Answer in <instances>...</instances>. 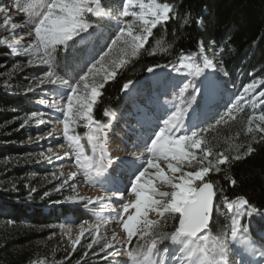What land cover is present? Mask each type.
Listing matches in <instances>:
<instances>
[{
  "label": "rangeland",
  "instance_id": "1",
  "mask_svg": "<svg viewBox=\"0 0 264 264\" xmlns=\"http://www.w3.org/2000/svg\"><path fill=\"white\" fill-rule=\"evenodd\" d=\"M14 3L15 0H0V5L7 10L9 18V22L6 24L5 13L0 12V41H4V43H0V47L6 49L8 58L18 59V63L13 66L0 65V90L20 96L32 95L31 101L36 105L37 112L31 115L28 120L37 129L33 134H28L23 141L15 144L16 148L28 149L23 155H19L11 161H8L7 158L2 159L4 164L9 163V165H7L6 171L0 176V190H9V192L15 194L23 191L24 193L39 195L36 200L39 202L44 200V205L41 206V209L45 215L50 213L52 209L57 214H61V212L67 211L66 208L89 210L93 205L96 206V209L93 210L94 218L92 222L82 221L77 223L74 216L68 214L59 217V222L52 217L49 218L50 223L41 224L33 229H30V223L27 221L20 223V227L23 230L26 229L28 232H33L38 237L36 245L42 250L43 254L34 264H53L54 261L65 260L73 256L79 249L83 252L81 259L76 261V264H137L138 261L142 264L144 256L133 254L130 257L128 253H133L132 245L142 235L146 227L157 221L161 216L145 202L144 195L149 194L148 192L140 195L139 212L137 211L134 206L137 202L132 203V200L137 198L133 185L150 180L152 185L151 192L157 193L152 195V199L160 201L161 204H166L171 200V192L173 191L167 180L171 179L173 183H177L181 172L194 173L203 166L197 158L202 154L198 150H193L196 154V159L192 160L191 163L188 160L183 161L180 165V171L176 173H173L169 168V161L163 158L154 162L156 168H153V170L148 168L147 161L150 158V154L148 153L145 156L147 151L144 145L148 144L150 146L151 143L142 142V139L145 136L149 139L151 123L148 120L144 121L146 118L144 116H149L153 113L154 116H150L156 121L155 112L161 113L160 120H157L156 130L164 126L162 125L164 120L173 121L172 118L174 116L178 117V120L183 123V131H178L176 138L185 133L190 136L192 130L199 132L201 128L210 125L212 120L224 114L227 108L232 107L236 103V97L242 89L255 81L256 84L253 91L246 94L247 103L242 109H237L235 112V119L239 118L238 124L241 127H245V133H250L248 128L252 127L254 131L250 134H255L259 132L256 129L262 123L258 118L264 115V101H261L259 97V93L264 92V86L260 83V80L252 79L251 74L247 76L239 74L238 78L230 77V79L225 80L223 74L217 72L219 77H215V95L219 97V100L209 106L201 98L198 91L199 88H204L205 79L196 74L195 67L198 65L202 71L211 73L212 69H204L205 59L211 61L216 69L221 66L218 62V52L200 50L198 53H182L174 62L152 68V72L147 71L144 80L128 84V91L123 88L122 98L125 101L126 109L119 113L111 112L107 125H89L86 120L79 116L74 118L71 112H69L66 119L64 113L68 111L69 103L67 96L72 93L70 89L62 85L41 83L45 78V73L49 71V67L40 62L44 58L42 50L31 53L26 51L28 44L31 43L32 37H34V31L29 26H26V15L16 11ZM140 3L147 4L149 0H103L104 10L113 16L111 24L104 30L106 39L114 37L117 33V19L121 21V27L127 23L132 24L137 33L141 31L142 22L137 17L120 15L124 11L125 4H128L130 13H139L141 11ZM85 19L96 22V17L88 14L85 15ZM164 23L166 22H161L156 27ZM13 26L17 29L15 34L13 33ZM21 28L24 29L22 32L19 31ZM29 33H32V36ZM148 40L144 42V45H146ZM17 41H19V45H17ZM71 44H78L83 49L86 47L78 39L76 43L68 41L67 46H62L68 47ZM87 47L94 49V51L92 59L85 64V73L88 72L92 63L99 60L103 52L107 51L105 40L101 39H94ZM121 55L123 56V53ZM131 57H133L131 54L124 57L125 61ZM29 61L32 62L30 63ZM189 63L193 65L192 68L183 67L181 73L179 75L176 74L175 67ZM103 67H107V65L105 64ZM97 68L100 69V75L96 76V80L100 82L103 77V71L100 65H97ZM119 69L120 67L117 71ZM92 75L94 74H90L89 80L92 79ZM112 78H109L103 85ZM185 85H188V87L185 88ZM194 89L197 90L194 91ZM100 90L98 89V93H100ZM90 93L91 88L88 89L87 95L90 96ZM84 94L83 89H81L80 92L73 95L82 96ZM155 100L160 101V107H154L153 102ZM56 103L59 105L57 108L48 107V104ZM203 110L207 112L205 121L203 120L204 122L202 121L201 123L199 121L203 116ZM249 117H253L251 125L249 124ZM65 122L69 125L68 136L73 137L71 142L68 140V136H65ZM83 122H87L85 148L76 134L77 126ZM107 135L110 136V147L116 146L115 139L117 137L120 141H125L123 147L118 149L122 150L120 156L118 155L121 162V171L119 172L121 187L115 194L119 197V203L118 205L115 202L111 204L113 207L122 209V215L116 216L114 220L109 214L111 210L106 201L98 195H94L95 192L97 194L99 192L97 185H88L93 180L95 169L90 174L84 172V175L81 176L79 169H83L81 164L84 161L82 157L79 162L77 160V156L83 153L88 157H92L95 154L98 159L103 156L105 165L112 161L113 157L108 155V148L105 143V136ZM76 141H78V144ZM140 147L143 148L141 153L142 149ZM112 153L114 154V152ZM171 163L173 166L176 165L175 161H171ZM14 169H19L20 175L11 172ZM145 169H147V174L140 181H136L139 171H144ZM162 172L167 177L165 174L160 176ZM74 175L76 176L73 179ZM77 177L80 178L76 179ZM195 183L199 184L200 181ZM158 193H168V195L161 196ZM29 202H32V199L25 204H30ZM125 204L128 205L127 210L124 208ZM215 204L216 216H219L223 223L222 234L215 237L209 230L200 240L190 238V240H195L201 244V247L207 246L209 251L215 247L217 239H223L225 234H228L229 242L231 243V214L227 210L223 198H217ZM167 214L169 213L164 215ZM129 217H133V219H129ZM238 219L244 226L248 227L246 234L240 233L242 242L248 238L252 239L251 233L253 231L264 239V211L261 213L253 212L250 216L245 214L238 217ZM125 225H127V229ZM12 226L13 223L10 221L0 222V235L7 231L8 228H12ZM80 228L85 229L81 234H79ZM129 230L133 233L131 239L128 236ZM118 233L123 237L122 242L119 243L116 236ZM77 237L80 238L79 241L76 240ZM253 241L254 253L251 249H245L239 245L236 246V249L243 253L244 264H249V262L250 264H264V247H260L257 241ZM106 242L114 243V248L106 250L107 256L101 251L105 247ZM88 244H92L93 247L89 249ZM173 247L174 240L172 239L167 251L161 252L159 250L158 253L150 257L151 264H164L166 260L168 262L177 260L179 253L177 251L172 253ZM236 249H230L229 251V264H239V256ZM183 264H189V262L185 261Z\"/></svg>",
  "mask_w": 264,
  "mask_h": 264
},
{
  "label": "trees",
  "instance_id": "2",
  "mask_svg": "<svg viewBox=\"0 0 264 264\" xmlns=\"http://www.w3.org/2000/svg\"><path fill=\"white\" fill-rule=\"evenodd\" d=\"M157 3L170 2L176 6L178 18L169 19L166 23L156 27L146 43L137 54L129 58L116 72V75L103 85L93 105L92 117L95 122L107 124V114L120 112L126 108L122 99L125 84L141 81L145 78L148 69L156 68L174 62L182 53H198L203 41L204 51L218 52V62L230 72L231 78H238L239 74L252 79L264 81V0H156ZM199 19L202 23L197 24ZM28 18L26 19L27 23ZM185 20L188 23L185 24ZM95 24V21H88ZM34 28L33 26H29ZM223 47L224 51L220 52ZM84 51L78 44L67 47L60 45L55 53L53 70L61 77H71L73 85L79 76L85 73V64L80 63V55ZM8 52L0 47V65H15L18 59L8 58ZM245 78V77H243ZM264 86V84H263ZM32 95L20 96L15 93H5L0 90V176L6 171L8 161L23 155L27 148H16L15 144L23 141L28 134L36 131L28 118L37 112L36 105L31 101ZM216 118L210 125L198 132L200 138L216 152H224L229 157L240 155V159H231L230 163L221 165V171L210 172L205 178L211 182L217 191V198H223L219 190L222 188L229 201L237 197L246 198L257 213L264 211V132L255 134L245 133L238 124V119H228L216 124ZM87 122L77 126V136L84 148L85 128ZM211 126V127H210ZM251 145L254 151L247 154ZM198 159L200 156L197 157ZM211 159V158H210ZM208 164L209 161H204ZM11 172L20 175L19 169ZM235 180L232 186L230 181ZM37 194L21 191L18 194L9 190H0V222H12L0 235V264H34L42 257V250L36 245L38 238L33 232L23 230L20 223L27 221L30 229L41 224L50 223L49 218L60 221V215L53 211L44 214L41 206L43 202L36 200ZM32 199L30 204H25ZM65 208V207H64ZM61 215L72 214L77 223L84 220L92 222L96 206L90 209H69ZM165 217H167L165 219ZM178 223V214L171 213L161 216L157 221L148 225L140 237L132 245L133 254L141 256L147 246L154 240L160 251H163L172 240ZM213 236H220L223 232V223L219 216L214 215L210 225ZM252 236L264 244L255 232ZM166 237V238H164ZM80 249L61 261L53 264H76L82 257ZM143 256V255H142Z\"/></svg>",
  "mask_w": 264,
  "mask_h": 264
},
{
  "label": "snow or ice",
  "instance_id": "3",
  "mask_svg": "<svg viewBox=\"0 0 264 264\" xmlns=\"http://www.w3.org/2000/svg\"><path fill=\"white\" fill-rule=\"evenodd\" d=\"M14 7L16 11L24 13L28 18L26 26L34 25V37H32L31 43L28 44L26 51L31 53L42 50L44 58L40 62L49 67V71L45 73V78L41 83L62 85L70 89L72 94L67 96L69 103L68 111L64 113L65 118L67 119L69 112H71L74 118L79 116L86 120L89 125L97 123L94 121L91 113L93 103L97 100L98 95H102V92L98 93V89H102L103 83L109 78H112L117 69L126 62L124 57H127L129 54L135 56L138 50L143 47L144 42L152 34V29L159 23L178 18L176 6L170 2L156 3V0H149L147 4L140 3L139 7L141 11L139 13H130L128 5L125 4L124 11L120 15L137 17L142 22L141 31L137 33L132 24L125 23L121 27V21L117 19V33L114 37L106 39L104 30L111 24L113 16L104 10L103 0H15ZM0 12L5 13V23L7 24L9 22L7 10L2 5H0ZM86 14L96 17V23H89L85 19ZM187 23L188 20H185V24ZM195 23L200 24L202 20L197 19ZM23 30L21 28L19 31L22 32ZM16 31V27L13 26V33L15 34ZM29 35L32 36V33H29ZM77 39L86 46L80 55V63L82 65L87 64L92 59L94 49L87 47V45L94 39L105 40L107 51L103 52L99 60L92 63L88 72L79 76V80L73 86L71 77H61L56 74L53 68L57 46H67L68 41L76 43ZM0 43H4V41H0ZM16 43L19 45V41ZM200 47L203 51V41L200 42ZM223 51L224 48L221 47L220 52ZM121 53H123V56ZM65 55H67V47H65ZM29 62L31 63L32 61ZM105 64L107 67H103ZM97 65H100L103 71V77L100 82L96 80V76L100 75V69L97 68ZM183 67L192 68L193 65L189 63L175 67L177 75L181 73ZM204 69H212V72L202 71L198 65L195 67L196 74L208 81L207 86L203 89L199 88L198 91L201 98L210 106L215 102V77H219L217 72L222 73L225 80L230 79V72L225 67L216 69L215 65L207 59L204 62ZM148 71L152 72L153 69L150 68ZM90 74H94L91 80H89ZM260 83L264 84V81H260ZM255 84L256 82L254 81L242 89L236 97V103L232 107L227 108L224 114L216 121L217 125L226 122L228 119L235 118L236 110L242 109L247 103L246 94L253 91ZM184 87L187 88L188 85ZM89 88H91L90 96L87 95ZM81 89H83L84 95H73L80 92ZM124 90H129L128 84L124 85ZM196 90L194 89V91ZM259 97L261 101H264V92H260ZM58 106V103L48 104L49 108H57ZM258 119L262 123L256 131L264 132V115H261ZM163 123V127H159L158 131L153 132L151 145H144L146 151L150 154L147 167H154V162L163 158L169 161V168L173 173H176L180 171V165L183 161L188 160L191 163L192 160L196 159V154L193 150H198L202 154L199 162L203 166L194 173L181 172L178 177L179 182L177 183H173L171 179L167 180V183L172 186L173 191L171 192V200L166 204H161L160 201L152 199V195L157 193L151 192L152 185L150 180L144 183L134 184L133 189L136 191L138 197L137 203L134 206L139 212L140 195L148 192L149 194L144 195V200L152 210L157 211L158 215L164 216L165 213L179 214V227L172 233V239L174 241L179 238H195L196 240H200L203 238V233L210 228L212 215L216 211L215 198L217 191L211 182L205 180V177L213 170L216 172L221 171L220 166L230 163L231 159H240L241 157L240 155L229 157L227 153L216 152L205 141H202L200 133L196 130H192L190 136L185 133L176 138V133L183 127L181 120H175L174 122L172 120H164ZM251 123H253V117H249V124L251 125ZM68 127V123L65 122V136H68ZM204 131H207V129H201V132ZM253 131L254 129L252 127L248 128V132L251 133ZM68 140L71 142L73 137L68 136ZM76 143L78 144V141ZM253 151L254 148L249 145L246 155L251 154ZM81 157L84 161L81 167L86 168V174H90L95 169V175L100 176L103 174V169L107 167L103 163V156L98 159L95 154L92 157H88L80 153L77 156L78 162L81 160ZM171 161H175L176 165L173 166ZM204 161H209V163L204 164ZM146 174L147 169L139 171V174L136 176V181H140ZM160 176H163V173H160ZM196 181H200V183L197 184L195 183ZM230 183L234 186L235 180H231ZM219 192L232 217L230 230L231 243L229 242L228 234H225L223 239H217L215 247L211 251H209L207 246L200 248L199 254L192 261V264H228L229 251L230 249H236L237 245L245 249H251L253 253L255 252L253 247L254 241L251 238H248L244 242L241 241L240 233L246 234L248 227L244 226L238 217L245 214L250 216L257 209L251 206L250 202L244 197H237L235 201H229L228 197L224 195L222 188ZM158 194L161 196L168 195V193ZM124 208L127 210L128 205L125 204ZM129 219H133V217H129ZM125 227L127 229V225ZM132 235V231L129 230V239H131ZM79 239V237L76 238L77 241ZM193 243H195V240ZM92 247V244H88L89 249ZM112 248H114V243L106 242L105 247L101 251L107 256L106 250ZM236 250L239 256V264H244L243 253L239 252V249ZM158 252L159 249L154 240L147 246V250L142 253L144 256L142 264H151L150 257ZM128 255L131 257L133 253L129 252ZM137 264H141V262L138 261Z\"/></svg>",
  "mask_w": 264,
  "mask_h": 264
},
{
  "label": "bare ground",
  "instance_id": "4",
  "mask_svg": "<svg viewBox=\"0 0 264 264\" xmlns=\"http://www.w3.org/2000/svg\"><path fill=\"white\" fill-rule=\"evenodd\" d=\"M207 83H208V81L204 80V87L207 86ZM217 100H219V97L217 95H215V102L214 103H216ZM154 102H153V104H154L155 108L156 107H160V101L155 100ZM206 112L207 111L203 110V112H202L203 116H202V118H201V120L199 122H202L206 118V116H205ZM150 115H153V113H151ZM150 115L149 116L147 115L148 117L144 116V117H146L144 119V121L148 120V121H150L149 123H151V126L149 127V135L150 136H149V139H148L144 135L145 137L142 139V142H146L147 141V142L151 143V139L150 138L153 136L152 132L153 131H158V130H156V124H157V120L159 121L160 120V116H162V115L158 111L155 112L156 119H157L156 121H154V118L151 117ZM172 119H173V122H174L175 120H178V117L174 116ZM162 125H164V124H162ZM179 131L182 132L183 128H181ZM145 133H147V132H145ZM105 138H106V142L105 143L107 144V148H108L107 149V153H108V155H111L113 157V160L109 161L108 163H106L107 167L105 169H103V174L102 175H100V176L94 175L92 182L90 184H88V183L87 184L89 186L90 185H93V186L97 185V187L99 188V190H98L99 192H98V194L95 192L94 195H98L104 201H106L108 207L111 210L109 212V214H110L112 220H114L116 216H121L122 215V209L113 207V206H111V204H112V202L117 203V205L119 203V197L117 195H115V194L118 192V189H120V187H121V182H120V178H119V172L121 171L120 170V163L121 162H120V159H119L118 155L120 156V153H121L122 150H118V149L123 147V144H124L125 141H120V139L117 137L115 139L116 140V142H115L116 146L115 147H112V146L110 147V145H109L110 136L107 135V136H105ZM140 149H142L140 151V153H141L143 151V148L140 147ZM112 152H114V154ZM147 155H148V152L146 153L145 156H147ZM107 158H108V156H107ZM153 168H156V167L155 166L152 167V170H153ZM79 170L81 172V176L84 175V172H86V168H83V169L80 168ZM94 174H95V170H94ZM163 174H165V173H163ZM75 176L76 175L73 176V179L75 178ZM165 176H166V174H165ZM78 178H80V177H77L76 179H78ZM94 178H96V179H94ZM137 200H138V197L135 198L134 200H132V203H136ZM139 200H140V198H139ZM83 231H85V229L84 228H82V229L80 228L79 234L83 233ZM116 236H117V238L119 240L118 243L122 242V238L123 237L120 236V233L116 234ZM193 241L190 240V239H183V238H179V239L175 240L174 241V247L172 248V250H173L172 253L177 251V253H179V256H178L177 260H174L172 262H168V260H166L164 262V264H183V262H185V261H188L189 264H192V261L195 260L196 256L199 254V249L202 248L201 244H199L197 241H195V243H193ZM116 248H119V247H116ZM229 262H230V260H228V264H229Z\"/></svg>",
  "mask_w": 264,
  "mask_h": 264
},
{
  "label": "water",
  "instance_id": "5",
  "mask_svg": "<svg viewBox=\"0 0 264 264\" xmlns=\"http://www.w3.org/2000/svg\"><path fill=\"white\" fill-rule=\"evenodd\" d=\"M214 189H215V188H214ZM216 199H217V196H216V198H215V201H216ZM213 214H214V213H213ZM212 218H213V215H212ZM211 222H212V220H211ZM177 227H179V219H178ZM206 231H207V230H206ZM206 231H205V232H206ZM205 232H204V233H205ZM204 233H203V234H204Z\"/></svg>",
  "mask_w": 264,
  "mask_h": 264
}]
</instances>
